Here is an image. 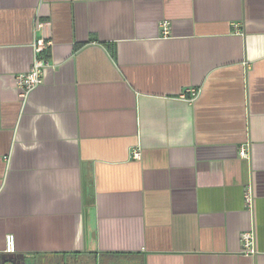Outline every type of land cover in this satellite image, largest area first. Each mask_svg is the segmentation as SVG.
Wrapping results in <instances>:
<instances>
[{
  "label": "crops",
  "instance_id": "1",
  "mask_svg": "<svg viewBox=\"0 0 264 264\" xmlns=\"http://www.w3.org/2000/svg\"><path fill=\"white\" fill-rule=\"evenodd\" d=\"M77 254L264 264V0H0V257Z\"/></svg>",
  "mask_w": 264,
  "mask_h": 264
},
{
  "label": "built area",
  "instance_id": "2",
  "mask_svg": "<svg viewBox=\"0 0 264 264\" xmlns=\"http://www.w3.org/2000/svg\"><path fill=\"white\" fill-rule=\"evenodd\" d=\"M170 22L168 20H162L160 25L163 27V33L169 34ZM34 44V58L31 68L23 73H18L16 76V84L19 89V98L25 100L28 98L31 92L39 85L44 82L45 69L49 67V51L52 45V41L47 38H37ZM190 94L191 98H194L198 94L196 88H190L186 91ZM240 156L243 158L248 157V146H243L239 152ZM134 158L139 159L141 153L139 150L135 151L133 154ZM245 203L247 207H253V194L252 188L247 186L245 190ZM242 242V252L246 254H253L256 251L255 239L252 231H245L241 235ZM5 252L14 253L16 251L15 236L13 234H8L5 237Z\"/></svg>",
  "mask_w": 264,
  "mask_h": 264
},
{
  "label": "water",
  "instance_id": "3",
  "mask_svg": "<svg viewBox=\"0 0 264 264\" xmlns=\"http://www.w3.org/2000/svg\"><path fill=\"white\" fill-rule=\"evenodd\" d=\"M92 254H88V257H91ZM94 258L97 257V254H94L93 255ZM49 258H52V257H49ZM72 259V262L71 264H89V263H86L84 262L83 260H81L80 256L79 255H75L74 257L72 256L71 257ZM0 264H46L45 260L42 259V263H31L30 261H23V263H15L9 259H6V258H2L0 257ZM51 264H61L60 261L59 262H55V260H51ZM114 264H138V261L137 260H120V261H116Z\"/></svg>",
  "mask_w": 264,
  "mask_h": 264
},
{
  "label": "trees",
  "instance_id": "4",
  "mask_svg": "<svg viewBox=\"0 0 264 264\" xmlns=\"http://www.w3.org/2000/svg\"><path fill=\"white\" fill-rule=\"evenodd\" d=\"M78 255V254H77Z\"/></svg>",
  "mask_w": 264,
  "mask_h": 264
}]
</instances>
